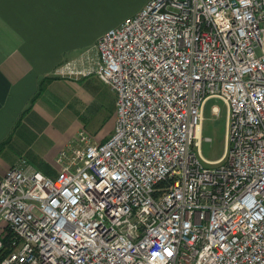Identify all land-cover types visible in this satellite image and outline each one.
<instances>
[{"label":"built area","instance_id":"built-area-1","mask_svg":"<svg viewBox=\"0 0 264 264\" xmlns=\"http://www.w3.org/2000/svg\"><path fill=\"white\" fill-rule=\"evenodd\" d=\"M57 74L106 85L113 129L53 178H0V264H264V0H147ZM211 100L227 147L205 167Z\"/></svg>","mask_w":264,"mask_h":264},{"label":"crops","instance_id":"crops-1","mask_svg":"<svg viewBox=\"0 0 264 264\" xmlns=\"http://www.w3.org/2000/svg\"><path fill=\"white\" fill-rule=\"evenodd\" d=\"M71 1L0 0V171L23 158L53 178L58 153L84 129L64 127L65 101L68 87L91 76L57 74L93 41L73 31ZM11 155L18 158L8 162Z\"/></svg>","mask_w":264,"mask_h":264},{"label":"rangeland","instance_id":"rangeland-1","mask_svg":"<svg viewBox=\"0 0 264 264\" xmlns=\"http://www.w3.org/2000/svg\"><path fill=\"white\" fill-rule=\"evenodd\" d=\"M146 1L72 0V17L68 16V18L73 19L72 28L75 34L81 32L82 37L86 38L87 36L93 40L90 46L92 49L96 44L93 38L118 26L125 18L134 15ZM83 11L84 17L81 19L79 15ZM115 99L114 93L94 76L84 81L74 82V85L67 89L64 115L68 121L64 127L69 126V128L75 129L78 125L77 128L80 129L84 126V129L80 130L84 131L90 139L95 142H103L113 129L114 113L110 115V110ZM226 126L227 107L224 102L221 100L208 101L202 110L200 140L192 147L205 167L214 166L216 161H220L224 157L227 147ZM78 133H74L73 141L78 139ZM205 139H209V141ZM11 156L10 161H6L11 162L18 158L17 155ZM10 168L0 171V178Z\"/></svg>","mask_w":264,"mask_h":264},{"label":"trees","instance_id":"trees-1","mask_svg":"<svg viewBox=\"0 0 264 264\" xmlns=\"http://www.w3.org/2000/svg\"><path fill=\"white\" fill-rule=\"evenodd\" d=\"M112 92V91H111ZM113 93V92H112ZM114 105H115V101H114V103H113V106H112V108H111V110H110V115H113V112H114ZM113 123H114V120H113Z\"/></svg>","mask_w":264,"mask_h":264}]
</instances>
